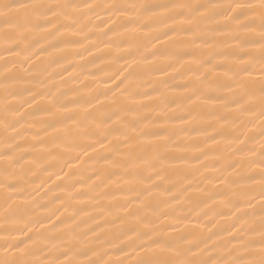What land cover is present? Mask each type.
I'll return each instance as SVG.
<instances>
[{"label": "snow or ice", "instance_id": "snow-or-ice-1", "mask_svg": "<svg viewBox=\"0 0 264 264\" xmlns=\"http://www.w3.org/2000/svg\"><path fill=\"white\" fill-rule=\"evenodd\" d=\"M0 264H264V0H0Z\"/></svg>", "mask_w": 264, "mask_h": 264}, {"label": "bare ground", "instance_id": "bare-ground-1", "mask_svg": "<svg viewBox=\"0 0 264 264\" xmlns=\"http://www.w3.org/2000/svg\"><path fill=\"white\" fill-rule=\"evenodd\" d=\"M77 2H80V0H77ZM103 2V0H102ZM120 2H125V0H120ZM133 2H139V3H160V2H167V0H133ZM192 2H207V0H192ZM222 2H227V0H222ZM87 43V41H85ZM89 47H92L89 45ZM95 52V49H93ZM109 50H105L104 52H95L94 57H87V53H85V56L87 59L84 61V64L86 65L84 69V74L89 75L92 74L94 75L97 80L96 83L99 82L100 78H106L105 77V71L108 69L114 70L115 66H110L109 64L105 63V60L108 58L106 53ZM115 53H113L114 55ZM72 55H75V51H73ZM98 57V58H97ZM77 61H79V57H75ZM124 61H120V64H123ZM59 70V69H58ZM66 75V74H65ZM259 75L258 69L257 71L253 74V78H256ZM83 79V77H80V79H77L72 82L71 86L77 87L81 86L80 85V80ZM184 80L181 78H177L176 80H170L169 83L173 86L174 88V95H178L179 92L181 91L182 85L184 84ZM85 84L88 87H93L94 82L93 79L89 78L85 81ZM30 86V85H29ZM103 85H101V88ZM180 113L177 112L174 115H179ZM259 139V137H257ZM259 146L257 145V149ZM51 165V167H49ZM57 162L52 158V157H47L41 161V166L39 168H36L33 170V172L28 173V180L33 182L32 184V199H34L38 204H44L48 200L53 198V191H48L47 195H44V192L46 189L49 188V185H51L52 189L55 191V195H60L63 196V193L59 188L56 187V184L52 183V180L55 179L53 176L52 179L50 180L49 173L57 171ZM60 165L62 166V161L60 162ZM43 169H47V171H44ZM35 173V174H33ZM43 181H47V183H44L42 185ZM57 184L60 182L57 181ZM42 185V186H41ZM59 203V202H57ZM196 206L194 204H190L188 201H185L183 204L177 205L178 211L176 212V215H183V216H188L190 219L196 215V212L193 210ZM36 214L40 216L46 215V211L44 208H39L36 210ZM207 218H204L200 220V223H206ZM196 225V221L193 219L192 223L188 224L187 227L185 225L181 224L179 227L184 230V231H191ZM135 256L130 257V259H135Z\"/></svg>", "mask_w": 264, "mask_h": 264}]
</instances>
